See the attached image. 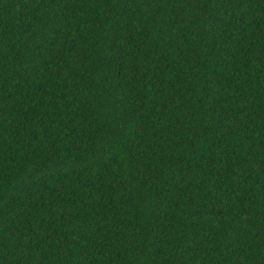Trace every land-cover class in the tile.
<instances>
[{"label": "trees", "instance_id": "trees-1", "mask_svg": "<svg viewBox=\"0 0 264 264\" xmlns=\"http://www.w3.org/2000/svg\"><path fill=\"white\" fill-rule=\"evenodd\" d=\"M0 264H264V0H0Z\"/></svg>", "mask_w": 264, "mask_h": 264}]
</instances>
